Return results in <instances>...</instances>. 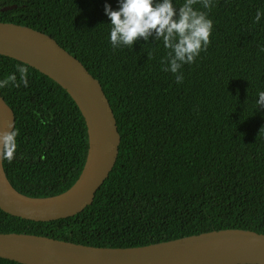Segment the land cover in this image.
<instances>
[{
    "label": "trees",
    "instance_id": "trees-1",
    "mask_svg": "<svg viewBox=\"0 0 264 264\" xmlns=\"http://www.w3.org/2000/svg\"><path fill=\"white\" fill-rule=\"evenodd\" d=\"M105 4L118 8V0H0V22L49 35L100 82L121 136L117 162L90 206L51 222L0 209V234L101 248L229 229L264 234V107L256 104L264 91V17L254 19L264 0H211L208 9L197 0L193 7L213 30L206 50L180 69L182 83L163 70L169 49L161 40L112 48ZM18 64L28 69V86L0 88L18 133L4 171L24 196H58L82 175L87 126L69 94L27 64L0 55V79Z\"/></svg>",
    "mask_w": 264,
    "mask_h": 264
},
{
    "label": "water",
    "instance_id": "water-1",
    "mask_svg": "<svg viewBox=\"0 0 264 264\" xmlns=\"http://www.w3.org/2000/svg\"><path fill=\"white\" fill-rule=\"evenodd\" d=\"M16 7L7 6L2 11ZM0 55L27 64L60 85L79 108L89 138L82 175L71 189L54 197L20 194L9 182L0 157V209L35 222L73 217L93 203L117 162L121 136L110 102L100 82L47 34L0 22ZM14 128L15 114L0 94V133ZM0 258L21 264H264V234L229 229L134 248H101L36 235L0 234Z\"/></svg>",
    "mask_w": 264,
    "mask_h": 264
},
{
    "label": "clouds",
    "instance_id": "clouds-1",
    "mask_svg": "<svg viewBox=\"0 0 264 264\" xmlns=\"http://www.w3.org/2000/svg\"><path fill=\"white\" fill-rule=\"evenodd\" d=\"M204 9L210 8L211 0H201ZM197 0H184L176 6L174 0H118V8L113 10L105 4L104 11L109 18V42L113 49L121 46H133L139 39L148 41L161 40L169 49L167 65L164 71L175 75L177 83L183 82L180 69L184 64H191L210 43L213 21L206 12L193 7ZM264 12L257 10L255 22L259 23ZM264 51V48L261 49ZM17 73L19 80H17ZM19 87L28 86V69L16 65V72L0 79V88L9 84ZM256 104L264 107V91L258 93ZM12 128V125L9 124ZM17 131L0 133V157L11 161L17 149Z\"/></svg>",
    "mask_w": 264,
    "mask_h": 264
}]
</instances>
